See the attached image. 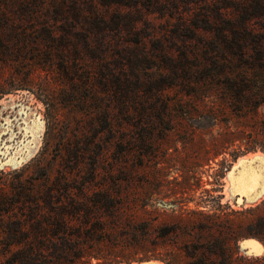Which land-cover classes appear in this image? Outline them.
Segmentation results:
<instances>
[{
    "label": "rangeland",
    "instance_id": "obj_1",
    "mask_svg": "<svg viewBox=\"0 0 264 264\" xmlns=\"http://www.w3.org/2000/svg\"><path fill=\"white\" fill-rule=\"evenodd\" d=\"M262 202L264 0H0V236L59 254L0 264H186L168 231L216 222L262 259Z\"/></svg>",
    "mask_w": 264,
    "mask_h": 264
},
{
    "label": "trees",
    "instance_id": "obj_2",
    "mask_svg": "<svg viewBox=\"0 0 264 264\" xmlns=\"http://www.w3.org/2000/svg\"><path fill=\"white\" fill-rule=\"evenodd\" d=\"M133 115L131 111H127V116ZM144 123V119L133 117V122L137 124ZM135 124V125H136ZM240 219H248L251 221V231L247 235L258 237L264 242V202L255 207H250L244 210L235 211ZM29 227L19 223L16 229H1L3 234L0 236V252H25L31 256L53 257L59 255L57 250L50 247L55 242V237L48 235L45 224L35 219ZM186 226V227H185ZM173 225L168 231L169 234L175 236L180 233L187 232L192 235L199 236L198 239L174 241L175 246L183 251L186 264H264V258L256 260H246L235 258L229 253V244L225 238V227L221 223L216 222L209 226V231L215 227L218 232L215 236H208L210 232L202 225L188 226V225ZM163 230V227L160 228ZM28 232H33L35 237L30 238ZM213 232V231H212ZM56 233L54 234V236ZM166 233H160L159 236L163 237ZM57 244V243H56ZM16 248V249H15ZM60 250V249H59ZM238 262H235L238 260ZM57 264H65L63 261L57 259Z\"/></svg>",
    "mask_w": 264,
    "mask_h": 264
},
{
    "label": "snow or ice",
    "instance_id": "obj_3",
    "mask_svg": "<svg viewBox=\"0 0 264 264\" xmlns=\"http://www.w3.org/2000/svg\"><path fill=\"white\" fill-rule=\"evenodd\" d=\"M242 164H243V162H242ZM242 246L245 248L252 247L254 249L253 254H259V251H260L259 246L256 245V243L254 241H246V242H244V244Z\"/></svg>",
    "mask_w": 264,
    "mask_h": 264
},
{
    "label": "water",
    "instance_id": "obj_4",
    "mask_svg": "<svg viewBox=\"0 0 264 264\" xmlns=\"http://www.w3.org/2000/svg\"><path fill=\"white\" fill-rule=\"evenodd\" d=\"M240 201V200H239Z\"/></svg>",
    "mask_w": 264,
    "mask_h": 264
}]
</instances>
